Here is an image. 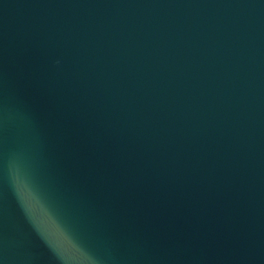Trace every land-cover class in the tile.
<instances>
[{
	"label": "water",
	"instance_id": "obj_1",
	"mask_svg": "<svg viewBox=\"0 0 264 264\" xmlns=\"http://www.w3.org/2000/svg\"><path fill=\"white\" fill-rule=\"evenodd\" d=\"M0 264H264V0H0Z\"/></svg>",
	"mask_w": 264,
	"mask_h": 264
},
{
	"label": "clouds",
	"instance_id": "obj_2",
	"mask_svg": "<svg viewBox=\"0 0 264 264\" xmlns=\"http://www.w3.org/2000/svg\"><path fill=\"white\" fill-rule=\"evenodd\" d=\"M36 211H37V213H39L40 209H39V208H37V209H36Z\"/></svg>",
	"mask_w": 264,
	"mask_h": 264
}]
</instances>
